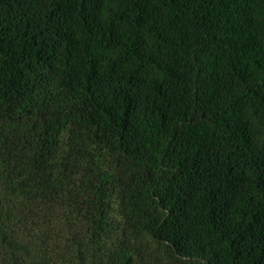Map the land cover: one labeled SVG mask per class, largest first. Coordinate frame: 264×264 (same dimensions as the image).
<instances>
[{
    "label": "trees",
    "instance_id": "obj_1",
    "mask_svg": "<svg viewBox=\"0 0 264 264\" xmlns=\"http://www.w3.org/2000/svg\"><path fill=\"white\" fill-rule=\"evenodd\" d=\"M0 264H264V0H0Z\"/></svg>",
    "mask_w": 264,
    "mask_h": 264
},
{
    "label": "rangeland",
    "instance_id": "obj_2",
    "mask_svg": "<svg viewBox=\"0 0 264 264\" xmlns=\"http://www.w3.org/2000/svg\"><path fill=\"white\" fill-rule=\"evenodd\" d=\"M115 215V214H114ZM117 218V217H116Z\"/></svg>",
    "mask_w": 264,
    "mask_h": 264
}]
</instances>
